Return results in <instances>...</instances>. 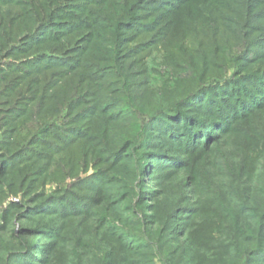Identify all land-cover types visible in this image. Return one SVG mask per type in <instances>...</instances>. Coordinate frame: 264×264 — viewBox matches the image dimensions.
<instances>
[{"label":"rangeland","instance_id":"rangeland-1","mask_svg":"<svg viewBox=\"0 0 264 264\" xmlns=\"http://www.w3.org/2000/svg\"><path fill=\"white\" fill-rule=\"evenodd\" d=\"M262 75L264 0H0V249L40 240L45 225L57 238L49 264H107L117 238L108 228H126L100 202L108 152L129 139L140 158L162 98L185 104L174 119L191 129L122 197L137 212L141 181L153 193L185 192L180 244L223 223L214 192L233 175L247 179L244 169L262 173L260 149L243 151L264 140L253 131L261 115L234 123L207 99L205 114L195 110L209 88L236 78L254 91ZM203 247L209 257L212 244Z\"/></svg>","mask_w":264,"mask_h":264},{"label":"trees","instance_id":"trees-1","mask_svg":"<svg viewBox=\"0 0 264 264\" xmlns=\"http://www.w3.org/2000/svg\"><path fill=\"white\" fill-rule=\"evenodd\" d=\"M252 51L255 55H259L257 50L250 48V52ZM259 58L258 56L257 59ZM239 64L243 71L251 70L248 60H240ZM252 79L254 77L251 81ZM260 79L262 82L251 84L254 91L245 84L246 80L239 81L236 78L220 89L215 88L212 91L214 88H209L201 102L202 106L199 104L195 111L204 113L202 109L207 99L209 103L206 104L207 106H216L220 112L223 108L224 113L234 119V123L247 121L249 118L251 120L255 115H261L260 122H254L253 131H258L260 138H264V75ZM160 102L165 106L160 107L158 117L150 121L151 140H145L142 144L147 150L142 152L140 158L129 153L134 145L129 139L122 138V142L116 143L114 150L108 152L111 159L104 182L103 192L106 194L101 193L100 202L105 203L113 218L126 228L117 230L108 228L107 235L117 238H109L113 240L111 241L113 245L109 248L107 264H156L157 258L165 261L166 264H264V165L261 174L255 176L253 171L244 169L247 179L240 177L237 180L233 175L225 191L216 190L214 193H221V196L214 198L211 203L217 204L218 207L225 206L221 216L223 223L214 225L206 234L198 238L186 239L182 244L179 241L187 234L189 228V225L184 226L180 223L185 216L180 209H184L181 208L182 205L190 201L185 192L184 197L180 196V189L168 185L162 192L153 193L144 190L145 183L141 181L143 192L138 202L140 210L137 212L135 205L129 199L122 197V191H126V195L133 196L135 186L141 179V173L146 175L147 167L152 161L155 163L162 161L163 157L159 158V151L167 153L175 143L182 144L180 140L184 137V131L186 134L191 129L184 120L176 122L174 119L180 109L184 110L185 104L184 106L181 103L166 104L163 98ZM187 113L191 116L193 112ZM150 117L152 116H147V119ZM191 134L192 137L194 134ZM165 137L169 140L166 141ZM260 140L254 141L250 146L245 145L243 151L249 148L253 151L260 149L263 157L264 140ZM199 148V144L193 145L194 150L199 151ZM125 199L129 201L124 207L117 208L112 204L114 201L122 203L126 201ZM36 213L40 211L29 212L32 215ZM143 224H149L156 229L146 231ZM35 230L38 232L35 236L41 237L40 240L34 242L23 240L17 250L0 249V264H49L48 259L55 252L57 238L49 241L50 236L47 232L49 228L45 225H40ZM132 230L139 231L140 238L131 235ZM209 244H212L213 248L208 257L206 254L209 247L205 249L203 246ZM41 254H44V258L39 260Z\"/></svg>","mask_w":264,"mask_h":264}]
</instances>
